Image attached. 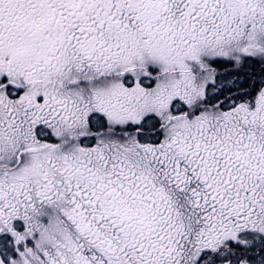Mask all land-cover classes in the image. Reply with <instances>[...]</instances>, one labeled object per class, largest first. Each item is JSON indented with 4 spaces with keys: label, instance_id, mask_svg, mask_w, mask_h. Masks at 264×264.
<instances>
[{
    "label": "snow or ice",
    "instance_id": "6c2138e0",
    "mask_svg": "<svg viewBox=\"0 0 264 264\" xmlns=\"http://www.w3.org/2000/svg\"><path fill=\"white\" fill-rule=\"evenodd\" d=\"M0 264H264V0H0Z\"/></svg>",
    "mask_w": 264,
    "mask_h": 264
}]
</instances>
